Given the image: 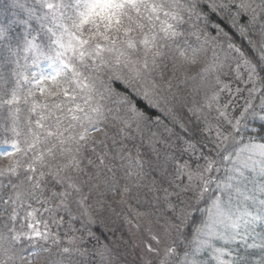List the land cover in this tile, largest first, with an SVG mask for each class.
Instances as JSON below:
<instances>
[{"label": "snow or ice", "instance_id": "obj_1", "mask_svg": "<svg viewBox=\"0 0 264 264\" xmlns=\"http://www.w3.org/2000/svg\"><path fill=\"white\" fill-rule=\"evenodd\" d=\"M0 264H264V0H0Z\"/></svg>", "mask_w": 264, "mask_h": 264}, {"label": "trees", "instance_id": "obj_2", "mask_svg": "<svg viewBox=\"0 0 264 264\" xmlns=\"http://www.w3.org/2000/svg\"><path fill=\"white\" fill-rule=\"evenodd\" d=\"M117 211H119V209H117ZM113 227L117 228V234L119 235L121 231L125 232L127 231V225L122 224L121 222H117L115 225H113ZM96 231L99 233L101 231L100 227L96 228ZM129 255V254H126Z\"/></svg>", "mask_w": 264, "mask_h": 264}, {"label": "rangeland", "instance_id": "obj_3", "mask_svg": "<svg viewBox=\"0 0 264 264\" xmlns=\"http://www.w3.org/2000/svg\"><path fill=\"white\" fill-rule=\"evenodd\" d=\"M139 253L137 252L136 256L138 258ZM122 261H126V262H131L134 259V256L129 254V255H124L122 258Z\"/></svg>", "mask_w": 264, "mask_h": 264}]
</instances>
